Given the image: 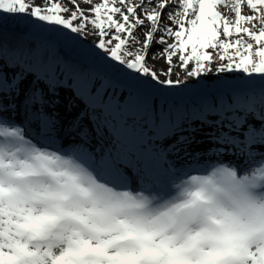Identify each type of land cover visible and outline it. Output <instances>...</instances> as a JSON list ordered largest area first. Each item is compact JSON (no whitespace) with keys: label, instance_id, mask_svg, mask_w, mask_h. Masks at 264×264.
Masks as SVG:
<instances>
[{"label":"snow or ice","instance_id":"snow-or-ice-1","mask_svg":"<svg viewBox=\"0 0 264 264\" xmlns=\"http://www.w3.org/2000/svg\"><path fill=\"white\" fill-rule=\"evenodd\" d=\"M70 2L75 10L58 0H49L45 6H36L32 0H0V29L24 26L51 35L68 49L66 58L56 60L36 44L14 49V54L21 63L42 70L43 79L52 84L60 83L68 72L76 73L79 91L73 94L84 110L77 113L68 131L81 137L95 135L101 141L107 138L110 146L104 149L98 174L124 185L125 171L130 169L146 181V187L160 184L163 155L175 152L189 139L181 136L166 147L157 144L185 131L172 108L153 103L183 82L171 79L174 58L185 73L184 80L216 74L213 105L217 94L227 103L225 114L209 126L219 129L215 141L245 157L242 166H233L243 172L264 164V152L258 150L264 148V0H82L89 11L77 0ZM244 5L251 14L242 12ZM140 29H144L142 40L135 35ZM90 34L95 42L85 44L83 38ZM150 53L153 60H165L166 71L158 73L147 66ZM4 68L6 63L0 67V109L15 110L12 106L21 95L24 76L18 73L9 80ZM41 82L37 77L29 91L43 135L48 120L45 106H55L59 100H46L37 88ZM257 91L259 108L251 95ZM48 92L54 97L55 87ZM248 115L258 120V126L247 122ZM10 217L0 208V264H45L33 245L13 238L16 222ZM116 264L132 262L116 260ZM205 264H264V240L249 239L228 257Z\"/></svg>","mask_w":264,"mask_h":264},{"label":"clouds","instance_id":"clouds-1","mask_svg":"<svg viewBox=\"0 0 264 264\" xmlns=\"http://www.w3.org/2000/svg\"><path fill=\"white\" fill-rule=\"evenodd\" d=\"M262 168L213 162L175 174L163 191L133 189L0 118V208L16 222L13 238L33 245L45 264L226 258L249 239L264 240Z\"/></svg>","mask_w":264,"mask_h":264},{"label":"rangeland","instance_id":"rangeland-1","mask_svg":"<svg viewBox=\"0 0 264 264\" xmlns=\"http://www.w3.org/2000/svg\"><path fill=\"white\" fill-rule=\"evenodd\" d=\"M95 1V0H94ZM97 1V0H96ZM99 1V0H98ZM49 0H32V3L36 6H45L47 5ZM58 2L65 4V6L69 7L71 10H75L74 6H72L70 0L66 3V0H58ZM78 3H80L81 7L85 11H89L90 6L85 5L82 3V0H77ZM67 15V13H65ZM24 29L26 27L24 26H15V25H9L4 27L3 29H8V30H13V29ZM29 29V28H26ZM144 31V30H143ZM33 34L31 36L33 39H35L36 45H39L41 48L49 50L52 58L54 60L62 58L58 57L61 55L59 53L60 48L62 47L65 51V53L68 54V49L64 47L63 43H57L54 38L45 33L41 34L39 32L35 33L33 32H28ZM135 35L142 40L143 38V32L138 30ZM29 37V38H31ZM158 38V36H157ZM85 44H93L95 42V38L93 35H89L86 38H83ZM69 47H71V43L69 44ZM155 47V46H154ZM65 56V54H63ZM11 57V59L9 58ZM10 59V63L8 62V59ZM7 64V68H4V72L7 75L8 79L11 80L12 77L15 74L22 73L24 76V79L22 80V83L20 84V91H21V96L27 97V99L33 103L34 105V96L29 89L32 88V82L37 78H41V83L37 85V88L40 89L45 96V99H56L60 102H76L79 105V108L76 109L75 116L79 111L84 110V107L82 104H80L76 96L73 94L74 92L79 91L78 88V78L75 72H68L66 76L68 78L73 79L72 82L68 81H63L61 78L60 83H55L52 84L48 80L43 79L45 76V73L42 70H39L37 68L29 67L27 62L21 63L20 60L17 59L16 55H9L4 49L0 50V67L3 66V64ZM174 67L171 73V79L173 81L177 80L179 78L181 81H183L180 84L175 85L174 89L166 91L162 96L157 97L155 100L156 102H159L162 99H165V101L168 102L174 101V104H171L168 106L167 104L163 105L165 108H172L173 111L177 114V120L182 121L181 123V128L185 129V131H177L176 135L172 137L171 143H174L176 139L179 137H188V142H204V141H209V142H217L213 139L214 136H217L219 133V129L217 127H212L209 126L212 124L215 119H219V116L222 114H225V107H226V100L224 99L223 96L217 94V100L215 102V106L213 105V92L217 86H214L217 84L216 81V74L215 73H209L207 76H201L197 77L195 79L189 78L187 80H184L185 73L184 71L181 70L179 67V62L177 58H174ZM147 66L150 69H154L158 73H160L162 70L166 71L167 70V65L166 62L163 58H159L156 60H153L151 58V53L149 54V58L147 59ZM191 64H189L188 68L190 70ZM72 74V75H71ZM233 74H220V76H229L231 77ZM243 76V74H236ZM161 79H166L167 77L164 75L160 76ZM247 79L248 77H244ZM49 87H55L56 89V95L53 97L49 92L48 88ZM178 89V90H177ZM169 92H174V94L169 93ZM174 95V96H173ZM255 100V104L257 108L260 106V101L258 99H261L260 93L257 91L253 94H251ZM2 96V94H0ZM196 96V97H195ZM172 98V99H171ZM155 101L153 103L155 104ZM75 104V103H74ZM46 106H51V105H46ZM45 106V107H46ZM194 111V113L192 112ZM182 112V114H181ZM256 115H259V113H256ZM191 118H194L195 120H199L197 122L198 129H195L194 134L192 135L190 132L192 130H186L187 127L184 126L185 123H187ZM206 119L207 123L205 121H202L203 119ZM200 122V123H199ZM248 123L255 124L258 126L259 122L256 120L254 117L250 120H247ZM87 124V121H85ZM205 124V125H204ZM215 129V130H214ZM216 130H218V133H216ZM94 137H96L94 135ZM91 137H85V144H80V145H75V149H82V153H84V158L86 157L89 159V162L91 165H94L95 167L100 168V160L102 155L104 154V149L109 147L107 143V138L104 141H101L99 138L92 139V141L89 139ZM212 140V141H210ZM161 142V141H159ZM164 142L168 145V143L164 140ZM157 144L159 145L158 141ZM215 151V150H214ZM223 155H229L232 153H222ZM201 162H208L209 165L211 164V161L209 158L205 159V161ZM220 162H227L230 165L231 161L229 160H223ZM203 167L205 166L202 163ZM238 168L242 165V163L234 164ZM205 168V167H204Z\"/></svg>","mask_w":264,"mask_h":264},{"label":"bare ground","instance_id":"bare-ground-1","mask_svg":"<svg viewBox=\"0 0 264 264\" xmlns=\"http://www.w3.org/2000/svg\"><path fill=\"white\" fill-rule=\"evenodd\" d=\"M94 2H99V1L95 0ZM222 11L226 12L227 10L222 9ZM242 12L244 14H251L250 10H247L246 5L243 6ZM163 20L165 24L168 23L166 12L164 14ZM143 30L144 29H141L142 32ZM31 36L33 35L26 36V39L30 41H35V39H33ZM60 50L65 52L62 47L60 48ZM62 79L63 81H68V82L73 81V79L68 78L66 75L62 77ZM214 86H217V84H215ZM169 93L174 94V92H169ZM25 99L26 97H23L21 95L15 99L14 102L16 105L12 106L13 108L16 107L15 110L0 109V118L8 122L21 125L25 129L26 135L30 137L32 140L36 141L37 143H41L43 141L46 142L48 146L55 148L56 150H66L72 152L78 158L83 160L85 163L89 164L97 172L101 171V167L98 168L95 167L94 165H91L89 159L83 157L84 153H82V149L81 150L75 149L74 147L75 145L78 146L83 143L85 144L86 142L85 137H81L76 132L68 131L70 124L75 117L76 109L79 108L78 103L68 102V101H65L63 103L59 101V104L55 106H46L44 111L48 116L47 132L42 135L40 121L37 119V116L35 115V107L33 103L30 102L28 99H27L28 103L27 105H25L24 103ZM258 101H260V99H258ZM165 104H167V101H165V99H162L160 103L155 101V105H165ZM171 104H174L173 100L168 102L167 105L170 106ZM192 112L194 113V111ZM252 118H253L252 115H248L247 120H250ZM205 120H207V118L206 119L204 118L202 121ZM84 124L86 123L84 122ZM184 126H186L187 129L190 128L188 130H192L190 132L192 135L194 134L195 129H198L197 120H195L194 118H191L187 123L184 124ZM216 133H218V130H216ZM90 137L91 138L89 139L91 141L93 138L94 140L98 139V137H94V135ZM171 140L172 137H169V139L165 141L168 144H170ZM158 143L159 145H163L165 147L167 146V144L164 141L161 142L158 141ZM219 149H223V151H217ZM258 150L264 152V148H259ZM222 153H232V154L223 155ZM207 158H209L211 163L220 162L223 160H229L233 165L238 163H242L243 165L245 162L244 156L235 154L234 150L228 147L227 145H222L214 141L213 142L193 141L188 143L185 142L184 144L180 145L175 152L166 153L163 155L162 168L164 169V171L160 175V184L154 185L152 188L163 191L164 184H166V188H167L169 180L175 174L187 172L196 167L207 168L209 166V163L201 162V161H205V159ZM202 163L205 165L204 167ZM128 184H130L133 189L137 188L138 184L142 187H146V181L142 180L140 176H138L130 169L125 171L124 185H128Z\"/></svg>","mask_w":264,"mask_h":264},{"label":"trees","instance_id":"trees-1","mask_svg":"<svg viewBox=\"0 0 264 264\" xmlns=\"http://www.w3.org/2000/svg\"><path fill=\"white\" fill-rule=\"evenodd\" d=\"M34 32V30L31 29H13V30H8V29H0V50L4 49L9 55H15L14 54V49L19 50L21 48H24L26 46H31L33 44H36L34 41H30L26 39V36L33 35L28 32ZM59 55L58 57H67V53L59 50ZM65 54V56L63 55ZM11 59V57H9ZM8 59V58H7ZM10 59H8V62L10 63ZM35 67H33L34 69ZM198 122V121H197Z\"/></svg>","mask_w":264,"mask_h":264}]
</instances>
